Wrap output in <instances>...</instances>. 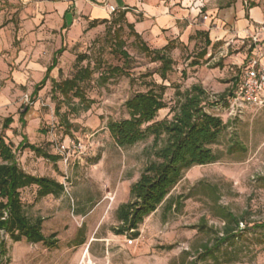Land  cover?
Wrapping results in <instances>:
<instances>
[{
	"label": "rangeland",
	"instance_id": "374dc122",
	"mask_svg": "<svg viewBox=\"0 0 264 264\" xmlns=\"http://www.w3.org/2000/svg\"><path fill=\"white\" fill-rule=\"evenodd\" d=\"M65 3L74 8L72 35L68 33L71 28L67 33L53 31V22L43 32L39 28L27 32L28 40L39 48L31 61L42 66L59 48L61 35L65 52L58 56L51 80L34 97L40 79L31 70L27 87L18 93L12 90L13 102L8 110L0 111V137L13 146L21 168L64 186L60 197L40 198L35 186L21 192L26 215L43 220V234H55L57 248L13 243L0 233V241L7 242V255L0 257V264H217L204 258L202 246L214 247L215 232L224 227L218 206L244 220L241 238L228 249L235 259L230 264H264V229L259 228L264 225V108L247 109L241 118L214 112L227 126L214 148L219 161L189 171L171 193L180 200L181 210L164 213L159 208L141 225L137 239L118 236L113 230L118 227L116 211L129 202L130 188L140 177L147 162L144 151L152 141L121 149L107 128L112 121L129 118L127 101L160 86L166 88L168 108L158 113L156 121L169 116L177 90L184 93L201 87L212 102L229 100L242 83L244 66L253 58L250 47H260V43H239L227 51L212 49L204 38L195 36L188 42L177 40L175 49L167 54L173 61L172 70L163 80L162 63L141 48L145 44L157 50L156 46L137 38L119 18L118 9L107 15V23L90 28L93 18L85 7L99 5L108 12V0H26L19 8L33 17L37 8H58ZM12 18L18 30V13ZM12 43L16 47L20 42ZM192 62L198 65L192 67ZM80 70H88L90 75L79 83V97L76 89L66 94L53 90V77L63 84ZM9 80L0 79V91ZM27 107L29 112L21 124L19 117ZM8 118L14 122L5 128ZM79 141L85 145L84 153L74 150ZM22 142L58 161L21 149ZM234 143L245 151L230 154ZM129 240L135 242L129 245ZM225 249L226 245L216 251L219 264H228L222 256Z\"/></svg>",
	"mask_w": 264,
	"mask_h": 264
},
{
	"label": "trees",
	"instance_id": "16d2710c",
	"mask_svg": "<svg viewBox=\"0 0 264 264\" xmlns=\"http://www.w3.org/2000/svg\"><path fill=\"white\" fill-rule=\"evenodd\" d=\"M119 18L126 21V14L120 12ZM103 23L107 21H94L90 24V28ZM128 27L140 39L134 27L130 24ZM174 45L175 42H170L161 50H150L145 44L141 46L144 52L154 55L155 62L162 63L163 80L168 71L172 70L173 61L167 54L175 49ZM62 52L63 50H60L58 53ZM123 54L127 56L126 53ZM205 55L206 52L202 54V57ZM56 65L57 60L55 59L47 71L46 78L41 82L40 88L36 89L33 94L34 97L50 79L49 75ZM197 65L196 62L191 64L192 67ZM89 75L88 70H80L74 79L63 84L52 80L53 90L57 88L61 93L66 94L69 90L76 89L75 95L79 97V83ZM165 89L164 86H160L157 90L151 89L146 93L135 95L126 102L129 118L112 121L107 127L115 144L121 149H130L140 143L152 141L151 146L144 151L147 162L140 177L130 188L129 202L121 205L116 211L118 227L113 231L118 236L137 239L141 225L161 207L164 213L181 210V202L178 198L171 196L172 191L192 169L212 165L219 161L214 148L219 144L221 134L227 126L215 113H220L227 107V100L212 102L201 87H193L184 93L177 90V102L170 109L169 116L156 121L158 113L168 108L164 102ZM28 112L27 107L21 115L20 122H23V117ZM12 123L13 119L8 118L5 120L4 127L8 128ZM20 148H29L45 159L52 162L58 161V158L49 156L33 145H25L22 142ZM244 151L245 149L239 143H234L229 148L230 154ZM0 160V233H3L13 243L26 241L34 245L43 244L51 249L57 248L56 235L46 237L43 234V220L41 218L31 219L26 215L21 192L35 186L38 188L37 194L40 198L60 197L64 193V186L56 180L26 173L18 162L13 146L7 144L2 137H0ZM215 205H218L217 201ZM217 210L218 217L224 222V227L221 232H215L214 247H209L207 244L202 246L205 251L204 258H210L219 264L220 257L216 251L226 245L222 256L226 263L230 264L235 259L228 254V249L241 238L240 224L244 220L229 212L225 207L218 206ZM259 228L264 229V225ZM6 255L7 242L2 239L0 257Z\"/></svg>",
	"mask_w": 264,
	"mask_h": 264
},
{
	"label": "crops",
	"instance_id": "0c3cea01",
	"mask_svg": "<svg viewBox=\"0 0 264 264\" xmlns=\"http://www.w3.org/2000/svg\"><path fill=\"white\" fill-rule=\"evenodd\" d=\"M25 1L0 0V79H10L0 91V111L8 110L7 105L13 102L12 90L18 93L21 88L27 87L31 70H35L33 74L40 79L33 95L56 59L57 65L52 69L48 81L51 80L59 64L58 56L65 52V44L60 35L59 48L44 66L31 61L33 52L39 48L38 44L32 45L28 40L27 32L35 28L43 32L53 22V31L67 33L71 28L68 33L72 35L73 23L76 22L74 8L68 3L58 8L42 6L34 10L33 17H28L26 9L19 8ZM108 3L118 9L119 13L124 12L126 23L132 25L135 33L143 41L151 42L157 50L177 40L188 42L193 36L204 38L206 46L212 49L222 47L227 51L239 43L244 45L245 42L256 41L260 47H250L249 52L253 58L260 56L264 62V0H108ZM84 10L91 14L92 22L107 21L105 18L111 15L99 5L86 6ZM17 13L20 20L18 30L11 22ZM10 14L12 17H8ZM25 38L27 40L21 42ZM34 39L37 37L33 35ZM12 41L20 43L15 47ZM60 50L63 52L58 53ZM24 117L21 124L24 123Z\"/></svg>",
	"mask_w": 264,
	"mask_h": 264
},
{
	"label": "built area",
	"instance_id": "2783aa9c",
	"mask_svg": "<svg viewBox=\"0 0 264 264\" xmlns=\"http://www.w3.org/2000/svg\"><path fill=\"white\" fill-rule=\"evenodd\" d=\"M107 10L110 14L117 11L112 5L107 6ZM206 19L207 16L204 17V20ZM26 99L29 100L28 97ZM252 108H264V62L260 56L251 58L244 66L241 85L227 100V107L219 111L226 112L231 117L241 118L245 110ZM73 147L75 152L84 153L86 151L81 141ZM68 160L69 158H66L65 162L67 163ZM134 242V240H129L128 244L132 245Z\"/></svg>",
	"mask_w": 264,
	"mask_h": 264
}]
</instances>
